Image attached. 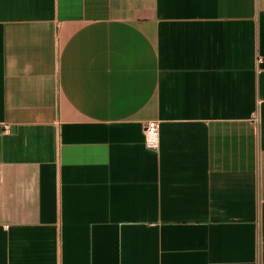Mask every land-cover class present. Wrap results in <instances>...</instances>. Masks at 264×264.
<instances>
[{
    "label": "crops",
    "instance_id": "0c3cea01",
    "mask_svg": "<svg viewBox=\"0 0 264 264\" xmlns=\"http://www.w3.org/2000/svg\"><path fill=\"white\" fill-rule=\"evenodd\" d=\"M0 264H264V0H0Z\"/></svg>",
    "mask_w": 264,
    "mask_h": 264
},
{
    "label": "built area",
    "instance_id": "2783aa9c",
    "mask_svg": "<svg viewBox=\"0 0 264 264\" xmlns=\"http://www.w3.org/2000/svg\"><path fill=\"white\" fill-rule=\"evenodd\" d=\"M257 119V118H256ZM145 144L151 150L160 149V123L158 121L148 122L145 126Z\"/></svg>",
    "mask_w": 264,
    "mask_h": 264
}]
</instances>
